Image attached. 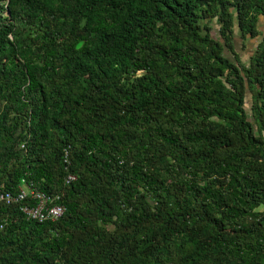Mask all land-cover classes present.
I'll return each instance as SVG.
<instances>
[{
    "label": "trees",
    "instance_id": "obj_1",
    "mask_svg": "<svg viewBox=\"0 0 264 264\" xmlns=\"http://www.w3.org/2000/svg\"><path fill=\"white\" fill-rule=\"evenodd\" d=\"M23 186L65 211L0 201V264H264V0H0V190Z\"/></svg>",
    "mask_w": 264,
    "mask_h": 264
},
{
    "label": "built area",
    "instance_id": "obj_2",
    "mask_svg": "<svg viewBox=\"0 0 264 264\" xmlns=\"http://www.w3.org/2000/svg\"><path fill=\"white\" fill-rule=\"evenodd\" d=\"M76 180L73 175H68L66 182L69 184ZM20 189L18 194L0 190V201L7 204H19L20 211L28 220H34L40 223L48 220L55 221L64 214V207L56 204V200L51 196L33 190Z\"/></svg>",
    "mask_w": 264,
    "mask_h": 264
},
{
    "label": "rangeland",
    "instance_id": "obj_3",
    "mask_svg": "<svg viewBox=\"0 0 264 264\" xmlns=\"http://www.w3.org/2000/svg\"><path fill=\"white\" fill-rule=\"evenodd\" d=\"M262 29V27H261ZM214 36H218V28L215 26L213 31ZM257 39H249L247 42L243 43L241 38L238 36V33H235V47L236 52L240 55V59L243 63L248 62L249 58L253 55L255 46L257 44ZM227 56L233 60V56L227 53ZM251 106V100L248 97L246 109L249 111Z\"/></svg>",
    "mask_w": 264,
    "mask_h": 264
},
{
    "label": "clouds",
    "instance_id": "obj_4",
    "mask_svg": "<svg viewBox=\"0 0 264 264\" xmlns=\"http://www.w3.org/2000/svg\"><path fill=\"white\" fill-rule=\"evenodd\" d=\"M22 189H24V190H30L29 188H31V187H29V186H23V187H21ZM34 190V189H33ZM40 192V191H39ZM34 221V220H33ZM40 223V222H39ZM44 223V222H43Z\"/></svg>",
    "mask_w": 264,
    "mask_h": 264
}]
</instances>
